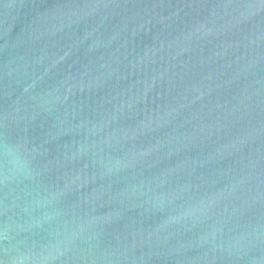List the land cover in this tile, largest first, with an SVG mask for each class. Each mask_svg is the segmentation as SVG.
Masks as SVG:
<instances>
[{
    "label": "water",
    "instance_id": "1",
    "mask_svg": "<svg viewBox=\"0 0 264 264\" xmlns=\"http://www.w3.org/2000/svg\"><path fill=\"white\" fill-rule=\"evenodd\" d=\"M0 264H264V0H0Z\"/></svg>",
    "mask_w": 264,
    "mask_h": 264
}]
</instances>
